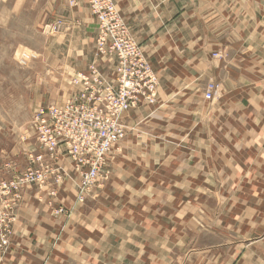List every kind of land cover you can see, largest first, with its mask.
<instances>
[{"label":"crops","instance_id":"obj_1","mask_svg":"<svg viewBox=\"0 0 264 264\" xmlns=\"http://www.w3.org/2000/svg\"><path fill=\"white\" fill-rule=\"evenodd\" d=\"M115 2L157 75V102L127 114L111 176L84 205L70 182L57 189L53 205L69 216L52 215L47 189L22 193L6 264H264V0ZM34 5L45 9L34 35L38 23H67L47 56L85 71L96 35L88 0H14L13 31Z\"/></svg>","mask_w":264,"mask_h":264},{"label":"built area","instance_id":"obj_2","mask_svg":"<svg viewBox=\"0 0 264 264\" xmlns=\"http://www.w3.org/2000/svg\"><path fill=\"white\" fill-rule=\"evenodd\" d=\"M159 4L167 0H156ZM69 8L79 0H67ZM96 20L93 61L71 80L73 93L59 104L41 107L32 117L35 146L24 169L4 167L0 176V262L9 249L10 224L22 193L29 188L47 189L46 205L53 216H68L55 207L57 189L67 182L82 203L99 182L117 145L132 129L127 114L143 105L153 106L158 97V78L144 51L131 35L115 0H88ZM60 18L45 26L50 33L66 27ZM218 57V55H214ZM104 59L105 69L99 64ZM215 87L204 93L211 100ZM105 172V173H104ZM104 177V178H103Z\"/></svg>","mask_w":264,"mask_h":264},{"label":"rangeland","instance_id":"obj_3","mask_svg":"<svg viewBox=\"0 0 264 264\" xmlns=\"http://www.w3.org/2000/svg\"><path fill=\"white\" fill-rule=\"evenodd\" d=\"M5 1H9V5L0 8V21L3 22L0 25V157L5 155L6 161L0 168V176L4 167H20L12 159L21 161L22 169L26 167L28 155L33 150V146L32 149L26 147L34 140L31 123L34 113L41 107L59 104L67 99L74 91L71 80L76 74L59 70L56 63L59 58L46 54L51 49L58 50V44L53 46L50 41L61 37L56 34L62 29L54 33L45 29V9L36 5L22 8L21 12L24 14L20 17V32H17L12 30L15 22L16 28L19 27L18 17L12 14L14 0ZM38 14L42 16L43 23H38L37 26H40V35H34L31 23H34ZM90 15L92 16L91 13ZM18 33L19 35H15ZM53 63L55 67H52ZM11 149H15L13 153ZM110 162L105 169L109 173L106 180L111 176L108 168ZM104 182L102 180L91 189L82 203H78L75 197L76 204L84 205L99 190V184L103 185ZM12 227L13 223L10 224L8 235L6 234L10 243L9 249L0 264H6V257L11 249Z\"/></svg>","mask_w":264,"mask_h":264}]
</instances>
